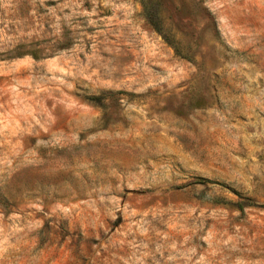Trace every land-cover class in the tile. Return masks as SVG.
<instances>
[{"label":"rangeland","instance_id":"374dc122","mask_svg":"<svg viewBox=\"0 0 264 264\" xmlns=\"http://www.w3.org/2000/svg\"><path fill=\"white\" fill-rule=\"evenodd\" d=\"M161 12L0 0V264H264V0Z\"/></svg>","mask_w":264,"mask_h":264},{"label":"trees","instance_id":"16d2710c","mask_svg":"<svg viewBox=\"0 0 264 264\" xmlns=\"http://www.w3.org/2000/svg\"><path fill=\"white\" fill-rule=\"evenodd\" d=\"M165 0H140L142 14L148 24L152 27L154 31L159 33L161 37L172 46L174 52H179L181 46L179 45V39L174 37V32L181 29V25L179 24V17L176 21H173V25L167 24L162 12L161 8L164 7ZM207 11L204 12L206 15ZM90 99L98 100V94H90ZM249 198L240 199L237 202V206L240 207L243 202L250 203Z\"/></svg>","mask_w":264,"mask_h":264}]
</instances>
